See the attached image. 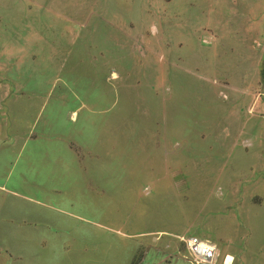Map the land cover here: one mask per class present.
Returning a JSON list of instances; mask_svg holds the SVG:
<instances>
[{
  "label": "rangeland",
  "instance_id": "obj_1",
  "mask_svg": "<svg viewBox=\"0 0 264 264\" xmlns=\"http://www.w3.org/2000/svg\"><path fill=\"white\" fill-rule=\"evenodd\" d=\"M188 236L264 264V0H0V264Z\"/></svg>",
  "mask_w": 264,
  "mask_h": 264
},
{
  "label": "built area",
  "instance_id": "obj_2",
  "mask_svg": "<svg viewBox=\"0 0 264 264\" xmlns=\"http://www.w3.org/2000/svg\"><path fill=\"white\" fill-rule=\"evenodd\" d=\"M184 241L185 257L190 264H217L220 254L215 244L202 241L197 236H188Z\"/></svg>",
  "mask_w": 264,
  "mask_h": 264
},
{
  "label": "crops",
  "instance_id": "obj_3",
  "mask_svg": "<svg viewBox=\"0 0 264 264\" xmlns=\"http://www.w3.org/2000/svg\"><path fill=\"white\" fill-rule=\"evenodd\" d=\"M31 158H32V157H31ZM31 158H30V160H31ZM38 159L41 160V159H45V158H38ZM48 159H50V158H48ZM50 160H51V159H50ZM36 161H38V160H36ZM54 166H55V165H54ZM54 166H52V165L50 164V166H48V167L50 168V167H54ZM42 167H47V166H43V165H42ZM55 168H57V166H55ZM85 184L87 185V182H85ZM84 188H87V187H84ZM83 199H84L85 201H87V196H86V197H83ZM198 238H199V237H198ZM216 243H218V242H215V241H214V244L217 246ZM217 248H218V250H219V254H220V249H221V247H220V246H219V247L217 246ZM228 255L231 256L232 254L229 253V252H226L225 256H228Z\"/></svg>",
  "mask_w": 264,
  "mask_h": 264
}]
</instances>
